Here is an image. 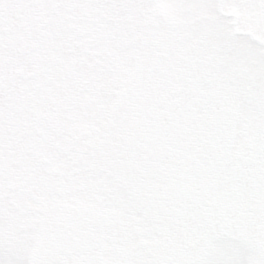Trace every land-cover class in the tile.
Here are the masks:
<instances>
[{
  "label": "snow or ice",
  "instance_id": "6c2138e0",
  "mask_svg": "<svg viewBox=\"0 0 264 264\" xmlns=\"http://www.w3.org/2000/svg\"><path fill=\"white\" fill-rule=\"evenodd\" d=\"M0 264H264V0H0Z\"/></svg>",
  "mask_w": 264,
  "mask_h": 264
}]
</instances>
